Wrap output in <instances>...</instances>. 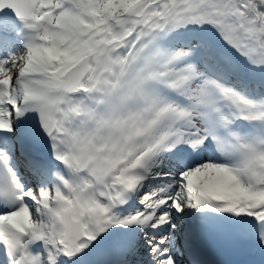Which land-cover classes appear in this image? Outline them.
<instances>
[{
  "label": "snow or ice",
  "instance_id": "6c2138e0",
  "mask_svg": "<svg viewBox=\"0 0 264 264\" xmlns=\"http://www.w3.org/2000/svg\"><path fill=\"white\" fill-rule=\"evenodd\" d=\"M205 241L264 264V0H0V264Z\"/></svg>",
  "mask_w": 264,
  "mask_h": 264
}]
</instances>
